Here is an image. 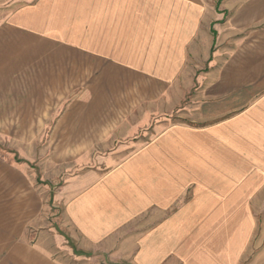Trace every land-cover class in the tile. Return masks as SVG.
<instances>
[{"label": "crops", "instance_id": "1", "mask_svg": "<svg viewBox=\"0 0 264 264\" xmlns=\"http://www.w3.org/2000/svg\"><path fill=\"white\" fill-rule=\"evenodd\" d=\"M4 10L0 136L70 172L57 203L86 244L117 264H264V0ZM26 165L0 158V264H64Z\"/></svg>", "mask_w": 264, "mask_h": 264}, {"label": "rangeland", "instance_id": "2", "mask_svg": "<svg viewBox=\"0 0 264 264\" xmlns=\"http://www.w3.org/2000/svg\"><path fill=\"white\" fill-rule=\"evenodd\" d=\"M23 2L24 0H0V18L4 15L6 7H19ZM218 23L220 21L214 23L210 28L214 37L217 33L215 26ZM148 127L147 121L143 128H139L140 132L144 129L142 133L144 135L137 136L138 139H148L149 131H145ZM12 146H15V142L0 136V158L27 162L29 167L26 165V169L29 171L33 183L42 193L43 216L45 217L42 238L49 251L64 264H117L109 260L107 249L89 246L83 241L67 221L62 205L57 203L56 196L70 172L65 171V168H61V166H56L57 162L50 160L49 154L51 155L52 152L19 151Z\"/></svg>", "mask_w": 264, "mask_h": 264}]
</instances>
